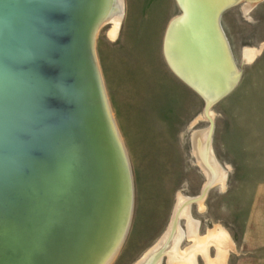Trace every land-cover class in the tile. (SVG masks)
Instances as JSON below:
<instances>
[{"label":"water","instance_id":"95a60500","mask_svg":"<svg viewBox=\"0 0 264 264\" xmlns=\"http://www.w3.org/2000/svg\"><path fill=\"white\" fill-rule=\"evenodd\" d=\"M89 2L0 0V264H87L110 210L107 193L99 221L86 236L82 223L90 218L92 224L109 182L98 157L104 144L93 94L94 84L100 91L96 62L82 41ZM176 2L181 14L166 30L165 59L207 109L234 86L236 67L218 20L237 2L229 0L207 17L194 0ZM76 40L79 51L70 58ZM176 43L184 47L178 68L169 53ZM76 150L92 162L80 199H75ZM122 170L129 188L130 176L126 181L127 169ZM207 184L200 197L213 185ZM71 207L80 211L74 222L65 214ZM124 209L121 243L132 214L129 190Z\"/></svg>","mask_w":264,"mask_h":264},{"label":"rangeland","instance_id":"374dc122","mask_svg":"<svg viewBox=\"0 0 264 264\" xmlns=\"http://www.w3.org/2000/svg\"><path fill=\"white\" fill-rule=\"evenodd\" d=\"M114 39L105 23L94 37L95 62L110 114L123 145L132 182V214L110 264H136L169 227L178 195L201 194L206 176L191 150V135L205 131L214 158L225 172L203 199L188 205L203 238L225 231L223 264H264V0L245 12L241 0L218 24L236 67L234 86L205 108L203 98L166 62L164 38L181 14L176 0H121ZM243 48L252 49L250 59ZM201 209V210H200ZM187 217L177 223L179 250L193 244ZM216 247L209 244L208 256ZM167 256L159 264H167ZM196 264H205L200 253Z\"/></svg>","mask_w":264,"mask_h":264},{"label":"bare ground","instance_id":"6f19581e","mask_svg":"<svg viewBox=\"0 0 264 264\" xmlns=\"http://www.w3.org/2000/svg\"><path fill=\"white\" fill-rule=\"evenodd\" d=\"M86 4L85 12V25L86 31L82 38L84 44L86 42L89 44L90 51L95 58L94 53V37L97 33L99 27L105 23H111V28L108 31V36L111 39H114L117 35V28L121 18V0H89ZM196 6L199 7V12H204V16L207 17V14H210L213 10L218 8V6L224 4L229 0H194ZM239 2L241 0H235ZM254 2H249L243 4V10L247 12L257 0ZM204 10V11H203ZM183 29L184 26H181ZM181 43V42H180ZM87 50V45H84ZM180 46V48H179ZM181 47L180 44L176 43V48L171 47L169 53L172 57V62L175 68H178L179 58ZM79 51L78 40L73 48L72 55L70 58H73V55ZM253 50L250 48H243L242 56L245 59H250L252 56ZM96 60V58H95ZM96 68V76L98 80V85L100 91L97 93V87L94 84L93 94L95 105L98 109L100 115V132L103 136L102 142L104 147L101 151H98V157L101 166L105 169V179L109 181L107 189L103 190V195L100 197L99 202L95 206L94 217L92 219V224L90 218H86L81 226V230H84V233H89V227L93 224L97 225L100 211L102 213V197L107 198L110 193L111 196V207L107 214L104 215V220L101 223L100 230L97 234L96 240L98 239V245L94 250L93 255L89 258L87 264H110L114 259L120 245V235L124 227V217H125V204L127 201V193L129 190V205L132 202V182L131 175L129 170V164L127 157L121 143L120 136L115 127L113 119L110 114V108L107 103V98L104 93L103 83L101 76L99 77L98 69ZM199 68V67H198ZM196 68L194 67V71ZM193 72V71H192ZM215 80H218V76L215 75ZM93 80L95 78L93 76ZM101 93V94H100ZM191 150L192 154L195 156L196 162L201 167L203 173L206 176V182L203 186L205 192L207 183H220L223 185L225 179V172L216 161L211 151L209 136L205 131H197L191 135ZM96 154V152H95ZM73 158L76 160L77 164V174H75V184L77 195L75 199H80V194L84 189L85 183L87 181L88 175L90 174V159L86 153L78 152V150L73 152ZM122 169H127V180L129 179V188L124 184V172ZM76 176H78L76 178ZM101 184L99 181L97 184ZM99 184V185H100ZM198 197V198H197ZM195 199L199 201V207L202 208L201 199L203 197L197 196ZM192 198H185L182 195H178L176 207L169 224V227L164 232V234L159 238V240L150 248L136 264H159L160 257L165 254L167 256V264H196L195 255L200 253L205 264H223L226 253V234L223 229L220 227H215L212 230H209L205 237L201 238L197 233V221H194L190 217H187L188 214V205L191 203ZM73 208V209H72ZM201 210V209H200ZM67 213V214H66ZM71 216L69 220H74L79 216L80 211L77 207H71L70 210L65 212L66 215ZM182 215L187 217L186 220V236L191 238L193 244L189 246L184 252L179 250V241L181 239V233L177 228V223ZM72 222V221H70ZM128 223V221H127ZM81 239L85 238L80 235ZM106 238V239H105ZM226 240V241H225ZM160 242V244H157ZM213 243L216 247V254L214 258H209L208 256V247L209 244ZM158 245V246H157ZM76 258L73 259L75 261Z\"/></svg>","mask_w":264,"mask_h":264},{"label":"crops","instance_id":"0c3cea01","mask_svg":"<svg viewBox=\"0 0 264 264\" xmlns=\"http://www.w3.org/2000/svg\"><path fill=\"white\" fill-rule=\"evenodd\" d=\"M196 256V255H195ZM209 258H211V257H209ZM196 262V261H195Z\"/></svg>","mask_w":264,"mask_h":264}]
</instances>
